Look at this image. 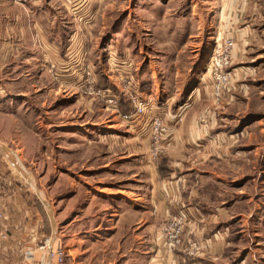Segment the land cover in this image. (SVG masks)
<instances>
[{"label":"rangeland","instance_id":"374dc122","mask_svg":"<svg viewBox=\"0 0 264 264\" xmlns=\"http://www.w3.org/2000/svg\"><path fill=\"white\" fill-rule=\"evenodd\" d=\"M15 2L26 14L16 15L15 95L0 99V152L44 220L46 207L69 252L63 264H79V237L99 243L81 264H108L104 240L123 233V203L145 209L163 195L156 175L188 171L191 161L166 144L186 118L223 179H209L214 197L236 200L247 221L241 253L264 264V240L249 227L264 208V0ZM156 119L165 132L154 154ZM44 239L0 264H38L25 252L39 255Z\"/></svg>","mask_w":264,"mask_h":264},{"label":"crops","instance_id":"0c3cea01","mask_svg":"<svg viewBox=\"0 0 264 264\" xmlns=\"http://www.w3.org/2000/svg\"><path fill=\"white\" fill-rule=\"evenodd\" d=\"M16 9L15 0H0V99L3 100H10L15 95L16 15L26 14L24 11L17 14ZM184 110L180 113H184ZM187 121L186 118L184 123L168 132L172 136L166 144L175 150L172 151L175 159L189 160L191 166L187 172L173 173L168 180L159 179L156 175L154 180L162 187L163 195L151 194L147 208L136 207L138 201L135 198L123 203L117 218L120 223L118 227L123 229V233L106 236L104 240V243L113 245L105 250L108 264H247V254L241 253L238 245L244 236L247 221L243 223L242 213L236 211V200L226 205L225 201L214 197L209 179H223L214 176L207 168L210 158L206 149L209 142L199 141L198 131ZM195 162L203 166L199 167ZM174 164L181 163L175 160ZM28 194L22 181L10 169L7 156L0 152L2 227L7 234L0 241L1 256L20 254L19 251L25 246L35 245L48 237L54 227L48 219L50 216L46 207L44 220L43 211L38 209ZM257 210L252 213L249 226L256 242L264 240L261 232L264 230L259 227L264 223V208H260L258 214ZM147 212L151 214L148 215L150 221H147ZM178 214L184 215L182 244L185 247L184 250L183 247L170 250L159 235L160 227ZM129 229L133 230V234H129ZM146 230L150 231V235ZM78 239L73 249L78 251L81 264V255L85 254L86 247L98 246L99 243H86L81 237ZM192 241L200 245L195 254H190L186 249ZM93 257L94 252L90 253L89 258L92 260Z\"/></svg>","mask_w":264,"mask_h":264},{"label":"built area","instance_id":"2783aa9c","mask_svg":"<svg viewBox=\"0 0 264 264\" xmlns=\"http://www.w3.org/2000/svg\"><path fill=\"white\" fill-rule=\"evenodd\" d=\"M128 85H131V79L128 81ZM110 90H106L109 92ZM110 96V95H109ZM114 97V96H113ZM112 98V97H111ZM108 102H113L112 99H108ZM145 111V106L142 102L138 101L137 104V113L143 114ZM137 115V114H136ZM124 119L130 120L133 115H122ZM154 131H153V148L154 154L160 151L161 149V140L163 136V125L158 119L154 121ZM1 195H0V241H3L7 234L3 230L2 221L4 219V214L1 209ZM184 215L178 214L173 216L166 222L165 226L162 228V239L169 249H172L176 246L181 245L182 243V234L184 230ZM187 249L190 254H195L199 249V243L192 241L188 243ZM39 255L28 248L25 252V258L31 261H35L38 264H63L67 255V249L63 242L62 236L57 231H52V233L44 239L43 244L39 247Z\"/></svg>","mask_w":264,"mask_h":264},{"label":"trees","instance_id":"16d2710c","mask_svg":"<svg viewBox=\"0 0 264 264\" xmlns=\"http://www.w3.org/2000/svg\"><path fill=\"white\" fill-rule=\"evenodd\" d=\"M103 87H107V86H103ZM126 102H127V101H126ZM126 102H125L124 104H123V102H121V103H120V106H121V107L124 106V108H123L122 110H124V111L127 113V112H129V111L127 110V103H126Z\"/></svg>","mask_w":264,"mask_h":264}]
</instances>
